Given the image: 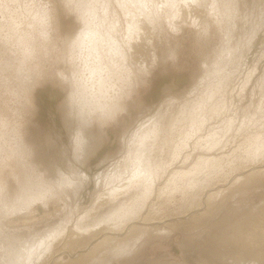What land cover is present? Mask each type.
Instances as JSON below:
<instances>
[{"label": "rangeland", "instance_id": "374dc122", "mask_svg": "<svg viewBox=\"0 0 264 264\" xmlns=\"http://www.w3.org/2000/svg\"><path fill=\"white\" fill-rule=\"evenodd\" d=\"M144 1L0 0V264L126 210L113 237L133 236L95 264H264V0ZM139 12L149 62L103 46L111 106L83 105L78 39L90 26L126 41Z\"/></svg>", "mask_w": 264, "mask_h": 264}, {"label": "bare ground", "instance_id": "6f19581e", "mask_svg": "<svg viewBox=\"0 0 264 264\" xmlns=\"http://www.w3.org/2000/svg\"><path fill=\"white\" fill-rule=\"evenodd\" d=\"M179 2H181L180 6L182 7V12L185 11V13H183V14L191 13L192 11L196 10V7H195L194 2L192 0H181ZM144 3H145V1H144ZM133 10H135V9H133ZM196 12H198V11L196 10ZM130 13L132 14L133 11L131 12V10H128L127 14H130ZM129 18H131V17H128V19ZM130 20H132V18ZM149 30H150L149 24L146 22L144 16L142 15V12H139V18L137 21L135 20L134 23L130 22V24L128 25L126 41H122L119 38H117L116 33L114 35L111 33V35H113V36H111L110 34H102V33L100 34L96 30H93V29L91 30L90 26L87 28V31H85L83 33V35H81V37L78 39L79 40V42H78L79 58H80V61H82L83 64L85 65L84 69H86L87 72L86 71L85 72L88 74V78L85 79L87 83L83 82V79L78 80L79 84L81 85V88H82L83 94L80 97L82 98V102H83L82 104L83 105H85V106L91 105V103H92L91 99H93V100L97 99V101L99 103L98 105H100V108L102 111L103 109H105L107 107V103H108L107 99L109 96L108 92L112 88V85H114V84H111V82H110L111 69L108 66H103V63H104V59L102 57L103 51L100 49L103 46H106V49H103L105 51L103 53H106L107 58L109 60H111L112 62L115 59V57L125 60L126 54H125V48H124L123 44L126 43V45L130 48V52H131L132 57H134L139 63L147 65V62H149L148 59L152 55V54H150L151 46L149 44V39H150ZM113 33H114V30H113ZM101 44H102V46H101ZM128 47H126V48H128ZM120 68H121V66H120ZM124 71H125V69H124ZM120 73H122V72H120ZM80 74H81V72H80ZM86 76L87 75H85V77ZM83 85H85V86H83ZM87 87H88V89H87ZM77 88H78V86H77ZM78 98H79V96H78ZM80 100L81 99H79V101ZM95 105H96V103H95ZM108 105H110V103H108ZM145 137L146 136H144V138ZM141 142H143V141L141 140ZM142 170H143V168H142ZM146 172H148V171H146ZM147 175L149 177V173ZM150 175H152L151 172H150ZM142 176H140V172H139V175L136 176V178H133L134 180L128 179L126 182L121 181L123 183H121L119 186L117 185V187H115L114 189L112 188V190H108L106 193H104V196L108 200L116 198V196L119 193L125 192L130 187L132 188V186H134L133 184L140 182V180H141L140 178ZM131 177H133V176H131ZM145 180L147 181L148 179H145ZM150 182L148 181L147 184L143 185V189L147 190V192L149 191V189L151 187ZM219 191H220V189H219ZM218 194L221 195L222 192L217 191V193H215L216 196ZM212 197H214V195L209 196L208 200L209 199L212 200ZM96 204H98V203H96ZM100 204H101V201H100ZM96 208H98V207H96ZM208 212L209 211L207 210V212L203 214V217L201 218V220H203L206 216H208ZM128 217H131L130 211L126 210L122 213H119L117 215V217L112 218V219H108L107 221L102 223L100 226H97L96 228H87L84 230H77L76 228L75 229L70 228V230L67 229L66 233L65 232L59 233V231H57L53 235H50V237H49V239H47V241L41 242L40 244H37L40 246L39 248H40V252H41L39 254L40 255L39 258L37 257L38 255L34 256V254H33V257L31 259H29L28 262L27 261H24V262L25 263L27 262L28 264H35L34 262H36L37 264H95V261L97 259L101 260V257H103V255L108 254L109 250L113 251L114 248L116 247V245H118V247H119V244L121 242H123L125 239H130L129 237L133 236L132 235V236H129L127 238H120V239H116V237H113V236H115L114 234L117 233L118 231H120V233H118L117 235L121 234L122 229L126 225V221H127ZM146 218H147V216H146ZM167 225H171L172 228L174 225H179V226L183 227L184 223L183 222L182 223H180V222L174 223V224L169 223ZM132 230L133 231L138 230L139 231L138 233H140L141 227H133ZM108 234H110V235H108ZM261 237L262 236H259V239L257 240V242L261 243L260 246L259 247L253 246L254 248H257L259 250L258 254L264 253V240H260ZM132 239L134 240V238H132ZM251 242L254 244L253 241H251ZM92 244H93L92 249L89 252H83L86 249H89ZM39 248H38V250H39ZM102 249L105 250L104 253L102 252ZM29 251H31V250H29ZM29 251L27 250L26 252L30 253ZM63 251H69V252L74 253V254L71 256L72 257L71 259H69L68 261H65V262H63L61 259H56V257L58 255H60L61 253H63ZM98 251H100V252H98ZM96 252H98V253L96 254ZM28 253H27V255H28ZM38 253H35V254H38ZM25 255H23V256L26 257ZM31 255H32V253H31ZM34 257H36L38 259L35 258V261H34L33 260ZM217 258H218V256H217ZM26 259H28V258H26ZM196 262L198 264H215V262H209L208 263V262H205L201 259H196ZM187 264H189V263H187Z\"/></svg>", "mask_w": 264, "mask_h": 264}]
</instances>
